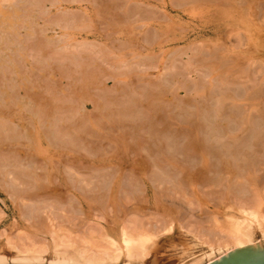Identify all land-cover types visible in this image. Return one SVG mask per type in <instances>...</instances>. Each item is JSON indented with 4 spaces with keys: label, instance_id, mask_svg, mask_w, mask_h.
I'll return each mask as SVG.
<instances>
[{
    "label": "rangeland",
    "instance_id": "obj_1",
    "mask_svg": "<svg viewBox=\"0 0 264 264\" xmlns=\"http://www.w3.org/2000/svg\"><path fill=\"white\" fill-rule=\"evenodd\" d=\"M7 1L0 0V234L12 226L26 227L30 212L46 205L71 209L69 203L74 204V210L66 211L70 216L78 215L73 223L92 228L90 225L98 222L106 228L108 222L102 217L112 207L111 193L118 194L120 204L113 206L119 214L128 210L126 214L150 224L168 223V209L180 214L178 218L183 221L188 209L193 219L209 220L237 192L264 193V0H61L56 5L50 4L56 0H40V4L28 0V7L21 0H14L17 5L10 7ZM63 14L71 22L64 18L59 23ZM21 39L32 42L26 46ZM82 43L88 47L80 48ZM82 51L87 56L83 57ZM76 60L83 62V68ZM92 69L102 71L98 70L101 75L96 81L100 86L93 82L82 86L80 75H91ZM254 74L256 79V75L252 79ZM44 84L51 85L50 89H43L47 87L42 88ZM74 85L77 91L73 88V94ZM41 88L50 96L52 92L55 96L74 95L75 103L73 100L55 116L51 113L53 117L45 115L42 106L46 104L26 102L30 90ZM82 90L86 98H80L84 96ZM104 90L117 94L120 106L131 102L133 114L119 110L114 102V106L109 103L106 107L101 100ZM222 107L227 108L225 112L219 110ZM39 112L49 120L56 121L59 116L57 122L62 120L63 128L71 117L82 121L80 132H68L75 144L52 120L60 132L58 142L65 144L47 145L38 123L41 118L44 122ZM234 143L238 147L234 150L241 152L244 147L242 153H252L258 165L261 163L253 171L256 175L250 170L241 172L236 166L228 170L217 166L220 152L227 147L230 150ZM240 152L235 153L236 159L241 158ZM225 159L223 156L220 165ZM6 167L19 174L24 183L33 171L40 177L38 192L32 187L37 182L30 180V187L27 183L16 185L15 193H11L13 189L5 185L9 180ZM22 186L27 188L22 190ZM17 195L23 197L21 202ZM124 196L129 199L123 200ZM96 216L101 219L95 220ZM181 231L175 226L160 232L162 236L159 233L161 237L154 238L158 246L149 252L148 259L153 262L158 253L159 259L154 256L153 264H174L176 250L185 247L179 244ZM7 252L0 236V254ZM51 252L48 247L45 255Z\"/></svg>",
    "mask_w": 264,
    "mask_h": 264
},
{
    "label": "bare ground",
    "instance_id": "obj_2",
    "mask_svg": "<svg viewBox=\"0 0 264 264\" xmlns=\"http://www.w3.org/2000/svg\"><path fill=\"white\" fill-rule=\"evenodd\" d=\"M21 1H24L23 4L25 2L27 3L26 4L27 5L26 7H28V5L29 6L31 5V3L28 2V0H21ZM31 1H33V0H31ZM34 1H36V0H34ZM60 1L61 0H56L55 2L52 1V2H50V4L51 5H56ZM7 2L9 4L8 6H10V7L11 6H14V5L15 6L17 5V4H15L16 1L14 2V0H8ZM37 2L40 4L42 1L37 0ZM34 3H36V2H34ZM18 4H19V2H18ZM39 4L36 3L34 5L37 6ZM32 6H33V3H32ZM22 9H23V7H22ZM43 10H42V12H43ZM14 12H16V11H14ZM44 12H45V10H44ZM9 13H11V12H9ZM127 14H130V13L128 12ZM127 14H125V15H127ZM44 15H46V13ZM63 15L61 17H59V20H58L59 23H61V21L67 20L66 17H65V14H63ZM15 16H16V18L18 17L17 15H15ZM127 16H129V15H127ZM64 18H65V20H63ZM6 20H7V18H6ZM2 21L4 22V20H2ZM8 21H10V23H12L11 21H13V20L10 19ZM67 21H68L67 23L71 22V20L70 21L67 20ZM0 24H2V23H0ZM11 26L12 25H9V27H11ZM61 27H63V26H61ZM253 27H254V25H253ZM11 28L14 29V26L11 27ZM12 31L14 32L15 30H12ZM13 32H12V34H13ZM258 33H259V31H258ZM64 35H65V33H64ZM237 37H238V35H237ZM237 37H236V39H237ZM147 39H149V38H147ZM40 40H38V41H40ZM47 40L48 39H46V41ZM48 41H50V40H48ZM66 41H67V43H66ZM66 41H65L66 46H69L70 43L68 44V40H66ZM234 41L236 42L235 39H234ZM20 42L23 43V44L25 43V42H23V39H21ZM28 42L31 43L32 41L31 42L28 41ZM28 42H26V43H28ZM33 42L35 43L37 41H33ZM147 42L149 44H152L153 43V42L150 43L151 41H147ZM51 43H53V42H51ZM65 43H64V47H66L65 46ZM238 43H239V41H238ZM240 43H242V41H240ZM252 43H254V42H252ZM27 45L28 44H26V46ZM61 46H62V44H61ZM76 46L78 47V44ZM79 46H80V44H79ZM29 47H32V45L29 46ZM33 47H34V45H33ZM38 47H35V48H38ZM82 47L87 48L88 46H87V44L82 43V45L80 46V48H82ZM42 48L43 47H41V49ZM18 49L21 50V48L17 47V50ZM38 50H40V48ZM253 51H255V50H253ZM21 53L23 55V52H21ZM80 54H81V52H80ZM82 55H83V51H82ZM82 55H79L78 54L77 55L78 56V59H80L81 58L80 56H82ZM85 56H87L86 53H84L83 57H85ZM82 60L83 59H81V61ZM76 62H77V60H76ZM80 63L82 64L83 62H80ZM80 63L77 62L78 65ZM47 64L45 63V66L44 67H47L46 66ZM65 65H67V64H65ZM253 66H254V64H253ZM81 67L83 68V64H82ZM57 68H58V66H57ZM74 68H76V67H74ZM95 69H92L91 70V71L94 70L91 75H93V76H94V74L95 75L96 74L98 75V76L96 75L95 78L94 77H91L90 78L91 75H89V74H88L89 76L88 75L87 76L86 75L85 76L84 75H80V76H83L82 81H81V82H83L82 83V86L84 84H85V86H87L88 84H90L88 86H91V82H93L94 84L100 86L98 84L99 82H96V81H99V77H100L102 71L98 69L99 71H101L100 72V75H99L98 74L99 71L98 70H95ZM257 69H259V68H257ZM59 70H61V69L59 68ZM79 70H81V69H79ZM55 71H56V69H55ZM88 71H90V70H88ZM95 71H97V72L95 73ZM104 71H106V69H104ZM107 72H109V71H107ZM256 72L258 73V71H256ZM83 73H85V72L83 71ZM67 74L69 75V73H67ZM255 75H256V77H254ZM253 77L256 79L257 78V74H254L252 76V79H253ZM88 78L91 79V80H89ZM92 78H94V80ZM26 80H28V79H26ZM255 82L256 81H254V83ZM30 83H32V82H30ZM77 85H79V84H77ZM255 85H256V83H255ZM43 86H47V87L43 88ZM76 86L74 85V86L71 87V91L73 90V94L75 92V89H76L75 87ZM41 87L46 90V88L47 89L48 88L50 89L51 85L44 84ZM42 88L39 89V91L38 90L36 91V90H33V89L30 90V92H29L30 94L28 95V97H26V100H27L26 102H27V104H29V103L31 104L32 102L33 103L35 102L36 104H38V105L40 104L41 106L44 105V104H46V106L45 105L42 106V107H45V109L43 108L44 111L41 109L42 112L45 115H47L49 113L50 116H51V113H53V115L55 116L54 113L59 112L61 110H65V109L69 108L73 104V100H74L73 97H75L73 94H72L73 97L69 93H63V94L60 93V95L57 94L55 96L53 94V92H52V96H50V93H47L46 94V91L43 90ZM73 88H75V89H73ZM103 88H105V87H103ZM83 90H84V88H83ZM83 90H82L81 93H84V96H82L80 98H83V97L86 98L85 92H83ZM86 90H88V89H86ZM102 90L103 89H101L100 91H102ZM76 91H77V89H76ZM157 91H158V89H157ZM79 93H80V91H79ZM79 93H77V94H79ZM86 93H88V92H86ZM111 93H113V92H108L107 90L106 91L104 90L102 92V94L100 93L101 94V100H103V102L107 104L106 107L108 106L109 103L111 104L112 102H114V104H115V103L118 102L117 101L118 100V97H117L118 95L116 94L117 95L116 96L115 93L114 94H111ZM146 95H147V93H146ZM78 96L79 95H77V100L79 98ZM153 96H155V95H153ZM123 97H125V96H123ZM103 102H101V104L104 105ZM127 102H130V101H127ZM35 103H34V105H35ZM74 103H75V100H74ZM148 103L146 101L144 103V105H146ZM38 105H36V106H38ZM115 105H118V103L115 104ZM139 105H140V102H139ZM110 106H114L113 103ZM118 106L120 108H118ZM118 106H117V108L119 110L121 108L123 110H125L124 112H127V110H128V114H129L130 111L133 109V106L134 105H132L131 102H130V104H127L126 103L125 105H121V106L119 104ZM146 106H148V105H146ZM223 109L226 110L227 108H225V107L219 108L220 111H224ZM106 110H108V109L106 108ZM220 111H218L219 114H220ZM40 113L41 112H39V115H40ZM43 113H41L42 114L41 117H43V121H44L43 124L41 122L42 118L39 115L37 117L41 118L39 120L40 122H38V123H40V126H41L40 129H41V131L43 130L41 133H44L45 139L47 140V145H49V146H60V144H63L64 143L63 140L61 142H58V140L60 138V134H59L60 132H58V128H57V131L55 130L58 125H59L58 127L62 128V129H65V132L67 133V137L69 139L68 141L70 143L75 144V142H73V141L71 142V140L74 139V138H72L73 136H70L69 135L70 133L68 134V132H70L72 130L77 131V132H80V130H81L80 128H81L82 121H80L79 119H76L74 117H71V116H70L71 117L70 120L66 117L68 120L64 121L65 128H63L62 127L63 125L60 126L63 123L62 120L59 121L60 123L57 122V118L59 116L55 118L56 121L54 119H50L49 120L48 116L47 117L44 116ZM56 114H58V113H56ZM119 114H121V112H119ZM130 114L132 115L133 112H131ZM223 114H226V113H223ZM125 115L127 116V114H125ZM44 117L45 118H48V121L46 119H44ZM51 117H53V116H51ZM45 120L48 122L47 124L45 123ZM52 120H54L55 123L57 122L58 125L56 127L54 126L56 124ZM241 121H243V119ZM36 122H37V120H36ZM216 128H217V126H216ZM152 129H154V128H152ZM74 137H76V136H74ZM234 139L237 141L240 138H234ZM213 141H214V138H213ZM256 141L258 142V140H256ZM69 142H67V143H69ZM217 144H216V146H217ZM234 145H235V143L232 145L233 148L230 147V150H228L229 147H227V149H226V147L225 148H222V149H226L225 150L226 152L223 151V153H226V154H223L222 152H220L221 151V148L219 146L220 149H218V151L216 150L218 153L220 152L222 154V156H220L221 154L219 153L220 154L219 156L222 157V158L224 156V158H227V159H225L226 161L223 160L224 162L222 161L223 163H222V165H220V163H221L220 160H222V158L216 157V158H219V159H216L215 158L216 160L219 161V163H217V166L219 165V167H223V169H227V170L230 169V168L231 169L232 168L235 169L234 167L236 166V168L239 169L241 172H244V171L246 172L248 170H250L249 172H253L254 170H256L255 168H257V166H259L261 163L258 165V163L254 160L255 157L254 156L251 157L252 153H251V155L244 154L245 153L244 147H241V152H240V149L239 150H236V149H238V147L236 145L235 146ZM245 145L247 146V144H245ZM257 145H259V143H257ZM260 145H262L261 142H260ZM234 147L236 148L235 150H234ZM213 148H211V149H213ZM242 148L244 149V153H242L243 152L242 151ZM38 149H37V151H38ZM205 149H206V147H205ZM254 149H255V147H254ZM248 150L250 151V150H252V148L251 149L249 148ZM216 151H214V152H216ZM237 151H238V153H237ZM239 152H240L241 158H240V156H238V159H236L237 158V155H239ZM246 152H247V150H246ZM253 152H255V151H253ZM42 153H43V151H42ZM235 153H237V155ZM262 161H260V162H262ZM9 168H7V170L4 169V170H6V173L5 174L8 177L5 174H3V176L4 177L6 176L7 177L6 179L9 178L8 181L5 180V185H6V187L8 185V187L11 190L13 189V191L11 193H15V191H16L15 188H17L16 185H18L19 187H21L20 185H22V184L24 185V184L27 183L26 186L28 187V185L30 184L29 183L30 180H32V182H34V183L37 182L36 183L37 184L36 187H35V185L32 186L34 189L36 188L35 189V192L37 191V189L39 190V186L38 185L40 183V179H39L40 177L38 175H36V174H33V171H29L30 173L32 172L30 174V176L28 177L29 180L27 178V175H25L26 176V181L28 180V182L24 183L25 180L24 179H23V181L20 180L19 179L20 178V175L17 174V173H14L13 170H9ZM251 169H253V170L251 171ZM227 170H225V171H227ZM19 173H20V171H19ZM229 173H227L228 176H229ZM253 173H255V172H253ZM13 174H17V175L15 176ZM21 175H22V173H21ZM255 175H256V173H255ZM18 176H19V178H18ZM51 176H53V175L51 174ZM31 177L33 179H30ZM231 177H232V175H231ZM22 178L23 177L21 176V179ZM69 179H71V178H69ZM231 180H233V179H231ZM231 180L229 179V181H231ZM46 181H47L46 184H48V179ZM233 181H236V180H233ZM245 181L248 184V180L245 179ZM7 182H9V183H7ZM237 182H238V180H237ZM246 182H244V185L246 184ZM11 183L13 185H11ZM14 183H16V184L14 185ZM249 184H250V182H249ZM26 186H24V187H26ZM30 186L31 185H29V187ZM24 187L22 188V190L24 189ZM40 188H41V186H40ZM244 192H246V193H244ZM244 192H242V193L241 192L240 193L237 192L239 194L236 193L234 195V197L232 196L233 199L230 197L232 200H230V202L228 204L221 205L222 206V209L216 210V212L218 213L217 216H212L210 214L212 217L210 216L211 218L210 219L208 218L209 220H203L204 219L203 218L202 219L203 221L199 220L201 217L198 220H197V218L194 217V219H195L194 220L192 218V213L189 214L190 213L189 212L190 209H188V215L186 216L187 218L185 217L186 218L185 221L182 220V218H181L182 216H180L181 220L178 218V216L180 214H178V216H177L176 214H174L175 212H173V211H171V210L168 209L167 211L165 210V212H166L165 214L171 216V218H169L170 221H168V223H164V224L160 223V224H158L157 222H155V223L150 224V223H147L146 221H144L145 220L144 218H143L144 220H142V218H140L141 219L140 220L139 218H137L133 214H130V213H127L126 214L125 212H127L128 210L127 211H124L121 214H119L118 209L115 206H113L114 203L115 204L118 203V194L117 195L114 194L115 196H113L112 193L110 194L111 200L113 201L112 203H110V205L112 204V207L110 206L111 208L108 209L105 212L106 215L102 217V220H106L108 222V226H106V228L104 226H99L100 224H98V222H96L97 223L96 226L98 225L97 227L95 226V224H94V227H93V223H92V225H90L91 223H89V225L92 226V228L91 227L88 228V226H85L84 223H82V225H78L76 223H73L72 220L73 219L76 220L77 217H78V215L77 216H76V214L75 215H72V213H71L72 216H70L69 215L70 213L67 212V211L74 210L73 209V206H74L73 203H69V206L70 207L67 206L68 208H71L72 207L71 209H66L64 207V205H61L59 207L53 206V205H48V206L46 205V206L38 209L34 213L33 212L31 213L30 210L28 209L29 212H30V217H27L25 220L27 222L29 221L30 223L29 224L26 223V227H16V226H12L9 230H4V232H2V234H0V236H3L4 237L5 250L6 249L9 250V252L6 253L8 256L5 253L4 254H0V264H148L149 262H151V260H149V259H151V257L148 259L149 252L150 251H152V252L155 251L156 248H157V246H158V243L156 242V240L154 238L155 237H161L162 236V234H161L162 232L164 234V231H170L175 226L178 229H181V230L183 229L184 230V231H181V233L178 232L179 233V236H180L179 237L180 239L179 238L178 239L180 241L179 244L182 243V244H184L185 247L182 250H180V249L179 250H176L177 251V256H176V258H174V262L173 263L174 264H203L206 261L208 263V262H211L214 259H216V258L224 255L225 253H227L228 251H230V250H232V249H234L236 247H240V246L247 245V244H252V243H255L256 241H258L259 239H263L264 238V193H262V191L261 192H257V191L256 192H252L251 191L252 193H250L249 190H248V192L246 190ZM116 193H117V191H116ZM185 195H187V192H185ZM190 195H189V197H190ZM21 197L22 196H18L17 197V198H19V201L20 202L23 199V197L22 198ZM187 197L188 196H186L185 198H187ZM122 198H120V199H122ZM126 198H128V197H125L123 200H126ZM24 199H26V195L24 196ZM227 199H228V195H227ZM190 200L187 203L188 205H189ZM119 201H122V200H119ZM130 201H131V199H130ZM132 201H133V199H132ZM186 201H187V199H186ZM109 202H111V201H109ZM123 202H126V201H123ZM183 203H182V205H183ZM118 204H120V203H118ZM190 206H191V203H190ZM221 206H219V207L221 208ZM190 208H192V206ZM33 211H34V209H33ZM133 211H134V209H133ZM183 211H184V209H183ZM218 211H220V212H218ZM135 212L136 211H134V213ZM176 212H177V210H176ZM178 212H180V211H178ZM74 213H76V212H74ZM186 213H184V214H186ZM31 214H33V215H31ZM214 214H216V213H214ZM138 215H139V213H138ZM182 215H183V213H182ZM101 216H100V218L96 216L95 220H100L101 219ZM205 217H206V214H205ZM178 231H180V230H178ZM38 233L43 234V235H46L47 237H45V236L43 237V236H41ZM159 233L161 234V236H159ZM47 239H48L49 242H46ZM162 239H163V237H162ZM48 247L52 249V252L49 253L48 255H45L46 254L45 251H47V248ZM154 256H155V259H159L158 253H156V255L154 254ZM153 257H152V261L154 262V260H153L154 258ZM167 259H169V258H167ZM153 262H151L150 264H153Z\"/></svg>",
    "mask_w": 264,
    "mask_h": 264
},
{
    "label": "water",
    "instance_id": "obj_3",
    "mask_svg": "<svg viewBox=\"0 0 264 264\" xmlns=\"http://www.w3.org/2000/svg\"><path fill=\"white\" fill-rule=\"evenodd\" d=\"M207 264H264V238L236 247Z\"/></svg>",
    "mask_w": 264,
    "mask_h": 264
}]
</instances>
